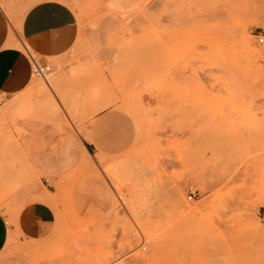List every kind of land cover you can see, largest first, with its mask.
<instances>
[{"label":"rangeland","instance_id":"rangeland-1","mask_svg":"<svg viewBox=\"0 0 264 264\" xmlns=\"http://www.w3.org/2000/svg\"><path fill=\"white\" fill-rule=\"evenodd\" d=\"M40 1L0 0L4 45L21 48L22 15ZM61 1L79 31L49 60L50 88L32 66L31 108L21 109L40 123L26 131L8 113L12 130L0 136H27V153L69 139L88 149L47 183L0 181L9 224L21 206L11 194L27 184L45 191L38 198L56 216L42 239L12 230L1 256L264 264V0H122L121 12L108 0Z\"/></svg>","mask_w":264,"mask_h":264},{"label":"crops","instance_id":"crops-1","mask_svg":"<svg viewBox=\"0 0 264 264\" xmlns=\"http://www.w3.org/2000/svg\"><path fill=\"white\" fill-rule=\"evenodd\" d=\"M109 1H107V6L111 11L121 12L123 10L124 2L122 0H116L118 7H122L121 10L110 7L108 5ZM44 3L66 4L61 0H43L32 4L24 12L20 21L19 37L22 40L21 48L4 45L8 35L0 34V131L4 134L12 130L5 115L17 113L21 110L23 104L29 102L26 96H28V87L32 81L33 60L25 53L22 44L26 45L35 54V57L38 56V60L36 61L40 65H47L50 59L59 58L61 55L67 53L78 35L77 15L68 5L66 9L67 14L63 16V24L57 29L55 43L48 45L41 44L39 46L29 43L30 40H36V34L31 31V21H29L28 29H25L26 17H28L33 5ZM21 63H24L28 69L27 83L24 84L23 88L19 87L21 81H16L13 84L9 79L12 70ZM24 89H27V93L21 95ZM44 97H46L45 94L40 96V98ZM26 108H31L29 107V103ZM38 123L40 122L30 118L27 123L20 121L18 126L27 131L33 129ZM31 142L27 136L23 140H18L16 144L10 143V141L6 142V139L0 136V144L5 147L7 152L0 155V181L7 182L11 179H17L22 183L26 177L34 175L40 181L47 183V177L58 178L63 176L74 164L78 153L82 152L83 149L85 151L88 149L86 142L69 139L67 141L53 142L54 144L51 143L52 145H48L45 148L27 153ZM19 151L25 154L18 155L16 152ZM110 158L113 157L109 156L104 165ZM44 192V190L35 184H27V187H19L15 193L11 194L14 202H20L21 206L14 215L12 224H9L6 216L0 212V264H21L17 260L6 259L1 256L12 230L18 234L20 241L23 239H42L49 234L56 216L53 208L47 201L38 198ZM25 206L28 207L27 213L23 211ZM5 208V206H0V210Z\"/></svg>","mask_w":264,"mask_h":264},{"label":"snow or ice","instance_id":"snow-or-ice-1","mask_svg":"<svg viewBox=\"0 0 264 264\" xmlns=\"http://www.w3.org/2000/svg\"><path fill=\"white\" fill-rule=\"evenodd\" d=\"M67 7V4L55 3L33 5L28 17H26L25 29H28L29 21H31V31L36 34V40H30L29 43H33L34 46L55 43L57 29L63 24V16L67 14ZM27 74V66L24 63L18 64L10 74V82L15 84L16 81H21L19 87L23 88L24 84L27 83ZM26 93L27 89H24L21 95ZM15 118L24 123H27L30 119L29 114L23 109L15 113ZM23 211L27 213L28 207L25 206Z\"/></svg>","mask_w":264,"mask_h":264},{"label":"built area","instance_id":"built-area-1","mask_svg":"<svg viewBox=\"0 0 264 264\" xmlns=\"http://www.w3.org/2000/svg\"><path fill=\"white\" fill-rule=\"evenodd\" d=\"M258 36H259L258 41L263 42L264 41V32L259 33ZM33 67H34L35 74L38 77H40L46 81V75L49 73L50 67L48 65H40L35 59L33 60ZM191 198H192V193L189 194V196H188V199H191Z\"/></svg>","mask_w":264,"mask_h":264},{"label":"bare ground","instance_id":"bare-ground-1","mask_svg":"<svg viewBox=\"0 0 264 264\" xmlns=\"http://www.w3.org/2000/svg\"><path fill=\"white\" fill-rule=\"evenodd\" d=\"M1 8V7H0ZM22 46H23V49L26 51V49H27V54L30 56V58L32 59V60H34V57H35V54L33 53V52H31L27 47H26V45H24V44H22ZM36 58V57H35ZM37 60V59H36ZM45 83H46V85L49 87V83H48V81H45ZM50 88V87H49Z\"/></svg>","mask_w":264,"mask_h":264}]
</instances>
